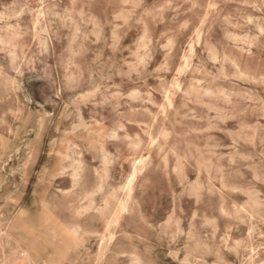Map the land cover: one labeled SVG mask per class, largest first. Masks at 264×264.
I'll list each match as a JSON object with an SVG mask.
<instances>
[{
  "label": "rangeland",
  "instance_id": "obj_1",
  "mask_svg": "<svg viewBox=\"0 0 264 264\" xmlns=\"http://www.w3.org/2000/svg\"><path fill=\"white\" fill-rule=\"evenodd\" d=\"M0 264H264V0H0Z\"/></svg>",
  "mask_w": 264,
  "mask_h": 264
},
{
  "label": "bare ground",
  "instance_id": "obj_2",
  "mask_svg": "<svg viewBox=\"0 0 264 264\" xmlns=\"http://www.w3.org/2000/svg\"><path fill=\"white\" fill-rule=\"evenodd\" d=\"M190 49H191V44H190ZM139 163H142L143 162V159H140L138 161ZM136 169H134V171L132 172L130 178L128 179L127 183H126V188L129 189L130 188V184L132 183V181L134 180V177H135V174H136ZM127 208V204L125 201H121L119 203V208L116 210V211H122V210H125ZM117 213V212H116ZM121 213H117L116 216H115V219L116 217H120Z\"/></svg>",
  "mask_w": 264,
  "mask_h": 264
}]
</instances>
